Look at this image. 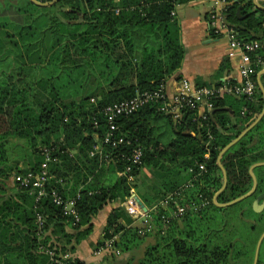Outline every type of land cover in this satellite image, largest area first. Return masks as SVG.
Here are the masks:
<instances>
[{"label":"trees","instance_id":"obj_1","mask_svg":"<svg viewBox=\"0 0 264 264\" xmlns=\"http://www.w3.org/2000/svg\"><path fill=\"white\" fill-rule=\"evenodd\" d=\"M188 1L59 0L45 6L31 0H0V213L3 222L13 214L25 228L17 236L22 264H90L62 256L64 247L52 237H63L65 247L74 252L73 240L87 236L93 228L92 218L115 201L118 205L109 212L98 244L113 240L124 254L147 243L141 256L131 254L116 264H253L262 231L253 242L243 237L217 239L230 220L225 212L228 207L217 206L214 194L223 184L220 151L263 109L257 79L262 65L254 67V95L215 97V112L207 114L203 127L194 111L175 120L156 104H149L117 120V134H123L130 144L113 147L103 143L109 130L106 105L132 97L137 88L166 84L167 76L180 67L184 49L173 11L177 4ZM253 7V0H236L227 9L228 21L247 40L264 36V12L260 10L259 17ZM255 54L264 55L263 46L252 53L253 58ZM64 83L65 91L75 90L78 96L69 91L71 98L63 100L58 84ZM14 139L23 142L14 143ZM208 141L210 155L206 158ZM136 146L144 151L142 163L132 169L136 180L144 170L152 180L158 175L163 180L162 185L145 190L134 184L149 209L148 222L154 225L145 233L121 205L133 185L118 172L131 163L127 154ZM45 149L51 176L46 188L58 190L64 199L76 198L81 216L76 225L50 194L37 201L36 193L15 178L40 171ZM221 161L228 183L217 200L224 203L253 185L249 168L264 161V116ZM200 163L205 164L203 172ZM255 173L263 180L264 166ZM187 183L193 186L184 191L185 203L202 204L207 199L209 203L166 223L172 205L154 206ZM15 189L17 199L12 200L9 191ZM38 214L44 217L42 227ZM222 215L226 220H220ZM256 223L252 222V228ZM147 236L154 240L146 241ZM258 264H264L260 254Z\"/></svg>","mask_w":264,"mask_h":264},{"label":"built area","instance_id":"obj_2","mask_svg":"<svg viewBox=\"0 0 264 264\" xmlns=\"http://www.w3.org/2000/svg\"><path fill=\"white\" fill-rule=\"evenodd\" d=\"M52 1V0H44ZM236 0H214L216 5H222L219 10H213L210 17V23L213 32L216 35H225L229 40L228 55L240 57V74L241 80L237 83H232L229 79L219 85H197L189 79L182 78L175 83L174 91L169 92L166 84H161L159 87L152 89H140L137 88L135 94L127 99L110 103L104 107V114L107 116L109 122V130L103 137V143L111 144L113 147H117L120 144H130V140H127L123 134H117L119 126L117 120L123 115H129L142 108L145 105L156 104L159 111L166 114H170L173 119L179 120L184 117L186 111H194L199 119L198 123L200 127L206 125L207 114L214 109L213 99L224 93H231L237 96L245 95L252 97L257 88L256 81L252 75L254 73V67L257 65L264 66V55L255 54V58L252 57V53H256L261 48V43L258 40H247L239 36L236 26L227 19V9ZM94 99H92L93 101ZM193 134H195L193 132ZM46 151V158L41 165V169L38 172L29 171L26 174H17L16 180L24 187H27L32 192L36 193V200H40L44 196L51 195L52 201L62 207L64 214L68 215L72 224L76 225L81 220V216L78 208L76 207V198L64 199L63 196L56 189H51L49 192L46 188L48 180L51 178L48 171L49 151ZM48 151V152H47ZM210 155V142L206 143L205 157ZM144 156L142 147H133L127 159L130 160L123 170L118 172V175L127 177L129 182H134L136 176L132 174L133 166L140 165ZM200 172L205 170V164H199ZM193 186L192 183L184 184L173 192L166 195L159 204L154 206V209L158 205L170 208L168 216L165 218L166 223L170 219H182L187 213L197 211L200 207L207 205L209 200H204L197 204L194 201L185 203L187 196L184 195V191ZM138 193L136 188L131 187L130 194L127 195L121 205L126 211L133 217L134 220L142 219L143 224L140 227L142 233L150 231L154 228V225L148 222L150 215L148 214V208L144 209L138 201ZM140 198V197H139ZM141 199V198H140ZM142 200V199H141ZM172 202V204H171ZM147 207V206H146ZM37 222L42 227L44 225V217L41 214L37 215ZM106 247H113L112 240L106 241ZM53 254V252L51 253Z\"/></svg>","mask_w":264,"mask_h":264},{"label":"crops","instance_id":"obj_3","mask_svg":"<svg viewBox=\"0 0 264 264\" xmlns=\"http://www.w3.org/2000/svg\"><path fill=\"white\" fill-rule=\"evenodd\" d=\"M253 2L252 10L260 17V10L264 12V0H253ZM221 7L222 5H216L214 0H189L176 5L173 16L179 24V40L184 49V56L178 70L166 78V87L169 92L174 91L175 83L182 78L189 79L194 83L201 82L209 85H219V81L223 83L227 79L241 80L240 57L228 55V38L225 35H216L210 23L212 11H217ZM256 40L261 43L264 52V36ZM257 76V79L260 78L264 85V66ZM13 142L23 141L14 139ZM16 190L9 191L12 200L17 199ZM112 203L118 205L117 201ZM112 203H109L92 218L91 232L76 242L74 255L87 263H100V256L97 257L92 248L96 247V242L103 235L107 216L114 207H112ZM3 215L0 213V264H22V259L18 256L19 240L17 236L25 232V228L13 214L7 215L8 219L3 222ZM68 230L71 229L68 228ZM131 254L132 252L124 253L121 258H127Z\"/></svg>","mask_w":264,"mask_h":264},{"label":"rangeland","instance_id":"obj_4","mask_svg":"<svg viewBox=\"0 0 264 264\" xmlns=\"http://www.w3.org/2000/svg\"><path fill=\"white\" fill-rule=\"evenodd\" d=\"M66 80H68V78H66L65 80H62V82H65ZM65 83L63 84V86H61L60 84H58V86H60V95L63 97V100H69L71 98V96H78V94L75 92V90H67L65 91V87H64ZM69 91H72L71 96L68 94ZM98 97L95 96V99H97ZM160 130V129H159ZM162 131V129H161ZM167 136L166 138L169 136L168 133H166ZM165 138V139H166ZM173 174V172H171ZM149 173V171L144 170L142 171V173L140 174V176L138 177V179L135 181L137 182H131L130 184L133 185L134 188H136L134 186L135 183H137L141 188V190H145V189H149L152 185L157 184L159 186V184L162 185V176L158 175L156 177V179L152 180V177ZM113 180V178L109 181V183ZM114 204V205H113ZM244 205V202H237V204H233L231 206L228 207V209H226V213L228 215V219L230 220L228 223V226L226 228V232L222 233L220 235H217L216 238L224 241L225 239H227L228 241H232L235 238L238 237H243V238H247L248 240H250L251 242L254 241V238L257 237L259 235V233L261 232V234L264 232V215L262 216L261 220L259 222L256 223V227L252 228V221H243L240 218L237 217V215L235 216L236 213V209L238 207V205ZM112 207L116 206L115 203L111 204ZM239 205V206H240ZM235 212V213H234ZM249 215V217L253 218L256 217V214H252V213H247ZM225 219L224 215L220 216V220ZM143 224V220L142 219H136L135 220V224L134 225H140L142 227ZM260 234V235H261ZM103 236V235H102ZM260 237V236H258ZM100 237L98 239V242H96V247L92 248L94 250V252H96V256L99 257V262L103 263V264H116L121 257H123V255L120 253L119 249H117L114 245L113 247H106V241H105V245L101 246L99 245V241H101ZM259 239V238H258ZM153 236H147L146 237V241H153ZM52 241L56 242L58 245L63 246L64 250H61V255L64 257H76L75 251L72 252L68 247H65V240L62 237V239H59L58 236L53 235L52 237ZM74 245H75V249H76V241L73 240ZM94 242V241H93ZM264 242V240H263ZM262 242V250L260 252V255H262L264 257V244ZM112 244H113V240H112ZM147 243L141 245L139 248L134 249L132 251L133 256L139 257L142 255V252L144 250V247ZM69 246V245H68ZM239 245H236V247H238ZM261 249V248H260Z\"/></svg>","mask_w":264,"mask_h":264},{"label":"water","instance_id":"obj_5","mask_svg":"<svg viewBox=\"0 0 264 264\" xmlns=\"http://www.w3.org/2000/svg\"><path fill=\"white\" fill-rule=\"evenodd\" d=\"M33 1L34 3L38 4V5H51L53 3H56L57 1L59 0H52V1H41V0H31ZM240 10H241V6L238 7L237 9V13H240ZM258 85L263 93V97H264V85L263 83L261 82L260 78H258ZM215 112V109H213L211 111V114H213ZM264 116V105H263V109L262 111L260 112V114L256 117V119L248 126L246 127L244 130H242L240 132V134L235 137L233 140H231L219 153V156H218V164L219 166L221 167L222 171H223V184L221 186V188L219 190L216 191V193L214 194V203L219 206V207H227V206H230V205H233L241 200H244L245 198H248L250 197L256 190L257 188V184H258V178H257V175L255 173V169L257 167H260V166H264V161H259V162H256V163H253L250 168H249V173L253 179V185H252V188L244 193L243 195L231 200V201H228V202H224V203H221V202H218L217 198L218 196L220 195V193H222L226 186H227V183H228V177H227V172H226V169L224 167V165L222 164V161H221V158L222 156L224 155V153L231 147L233 146L236 142H238L245 134H247V132H249ZM138 198V201L140 203V205L144 208V209H147L146 205L144 204V202L139 198ZM261 198V195L258 196L254 202H253V208L255 209V211H260L263 207H264V200L262 202H260ZM264 240V232L260 235L259 239L257 240V244H256V247H255V254H254V260H253V264H258V260H259V253H260V248H261V245H262V242Z\"/></svg>","mask_w":264,"mask_h":264},{"label":"flooded vegetation","instance_id":"obj_6","mask_svg":"<svg viewBox=\"0 0 264 264\" xmlns=\"http://www.w3.org/2000/svg\"><path fill=\"white\" fill-rule=\"evenodd\" d=\"M257 178H258V176H257ZM260 195H261V198L259 201L262 202L264 200V179L262 180V179L258 178V184H257V188H256L255 192L250 197L245 198L246 199V200L244 199L245 201L241 200V201H244V205H242V206L240 205L237 207L236 213L234 212L235 215H237V217L243 221H252L253 223L259 222L261 220L262 216L264 215V207L260 211H255V209L253 208V202ZM227 207H229V206H227ZM247 213L256 214L257 216L251 218V217H249V215ZM260 252H261V249H260ZM254 254H255V251H254Z\"/></svg>","mask_w":264,"mask_h":264}]
</instances>
